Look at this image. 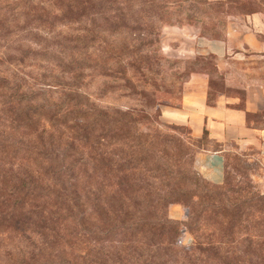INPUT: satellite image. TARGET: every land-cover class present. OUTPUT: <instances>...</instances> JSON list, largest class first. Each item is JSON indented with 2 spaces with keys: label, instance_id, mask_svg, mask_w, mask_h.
I'll return each instance as SVG.
<instances>
[{
  "label": "trees",
  "instance_id": "1",
  "mask_svg": "<svg viewBox=\"0 0 264 264\" xmlns=\"http://www.w3.org/2000/svg\"><path fill=\"white\" fill-rule=\"evenodd\" d=\"M256 13L264 0H0V230L40 241L6 264H264V194L227 163L221 186L196 173L206 132L139 128L198 72L160 55L163 28L217 39L207 24ZM151 72L152 91L136 90L130 76ZM93 74L133 86L141 109L96 104ZM176 203L184 222L168 217Z\"/></svg>",
  "mask_w": 264,
  "mask_h": 264
},
{
  "label": "crops",
  "instance_id": "2",
  "mask_svg": "<svg viewBox=\"0 0 264 264\" xmlns=\"http://www.w3.org/2000/svg\"><path fill=\"white\" fill-rule=\"evenodd\" d=\"M181 32L184 35L187 30ZM190 40L192 45L188 56L212 57L221 72L226 63L236 60L239 54L244 60L264 55V15L256 13L227 18L220 38H203L194 32ZM210 80L207 73L196 72L183 84L178 100L158 95L160 120L188 128L191 138L196 141H201L204 132L207 133L209 148L195 154L194 170L209 184L221 186L224 183L226 154L233 150L241 153L246 162L256 161L259 168L252 178L264 194V128L256 126V120L252 118L264 115V84L246 78L242 85L235 86L229 76L225 84L233 94L216 92L210 105ZM213 145L221 146L222 151H213ZM252 152L254 156L246 155Z\"/></svg>",
  "mask_w": 264,
  "mask_h": 264
},
{
  "label": "rangeland",
  "instance_id": "3",
  "mask_svg": "<svg viewBox=\"0 0 264 264\" xmlns=\"http://www.w3.org/2000/svg\"><path fill=\"white\" fill-rule=\"evenodd\" d=\"M209 1V0H207ZM223 1V0H217ZM216 2V1H210ZM264 15V13H261ZM244 15L227 16V18L240 17ZM186 29L187 33L182 34V30ZM205 29L209 33H216L220 36L223 35L224 24L220 28L213 26L212 23L207 24ZM200 33V28L195 25L167 26L163 28L160 35V55L166 60L172 62H178L176 66L179 70L177 73H186L190 70H196L198 72H204L210 75L211 78V91L209 98L213 99L216 96V92L225 93L227 95L233 94L226 88L227 78L232 77V83L236 85H242V80L246 79L251 82L259 81L264 84V55L253 56L251 59H243V55L239 54L236 60L226 63L224 70L221 72L216 68V61L212 57H196L191 58L188 56V50L191 47L190 36L193 33ZM15 48V45L11 46ZM261 56V57H260ZM197 59V60H196ZM167 67V65H166ZM165 68L160 69L163 72ZM168 71V70H166ZM12 73V69H10ZM153 77V73H146V76L140 78L139 75L130 76V80L136 90H145L147 92L152 91L153 80L148 78ZM85 91L92 96L93 101L102 107L114 106L121 108H135L141 109L139 99L132 94L133 86L124 87L122 90L118 87L122 84L120 80H106L97 75H91L87 80ZM134 90V89H133ZM125 93L133 96H125ZM161 94L156 95L157 96ZM182 95V94H181ZM180 95V96H181ZM242 96V94L238 93ZM180 96H175L173 99L178 100ZM150 120L143 121L140 125V132L154 134H165L175 131L176 133L186 134L188 128L175 126L172 124L164 123L157 119L153 112ZM264 115H257L252 117L257 123L256 126L264 128ZM173 127H178V130H174ZM184 129V130H183ZM203 148L208 149L206 141L202 144ZM212 147H215L213 145ZM245 155V154H243ZM246 155L254 156V153H246ZM255 158V157H254ZM227 172L230 178L237 182L240 186L244 187L246 184L251 185L254 190L260 194L261 191L252 178V174L258 171V164L256 161L246 162L241 153L235 151H229L226 154ZM169 219L173 221L184 222L187 219V213L184 207L180 204H170L167 210ZM209 232V231H208ZM207 232V233H208ZM194 238L187 232H183L180 238V246L190 248L193 245ZM40 245L39 239L31 234L18 235L16 233L1 232L0 230V264H6L9 258L15 255L18 250L32 251Z\"/></svg>",
  "mask_w": 264,
  "mask_h": 264
}]
</instances>
